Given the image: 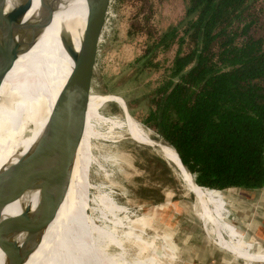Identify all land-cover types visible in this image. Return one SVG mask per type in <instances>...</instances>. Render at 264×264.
I'll use <instances>...</instances> for the list:
<instances>
[{
  "label": "bare ground",
  "instance_id": "obj_1",
  "mask_svg": "<svg viewBox=\"0 0 264 264\" xmlns=\"http://www.w3.org/2000/svg\"><path fill=\"white\" fill-rule=\"evenodd\" d=\"M23 1L8 0L7 9ZM31 1L23 24L40 21L46 15L41 0ZM45 1L53 8L49 24L38 30L40 32L32 44L25 34L18 35L23 50L0 88V264H10L11 260L13 264L20 263L29 252L24 264H144L132 258L130 248L125 245L129 239L148 245L142 236L134 233L132 219L126 222L119 217L120 211L126 212L125 207L106 196L94 199L97 206L101 205L99 222L85 208L82 212L79 203V199H85L82 192L69 194L71 185H82V177L76 179V175H81L77 164L80 146L72 170L63 181L64 197L56 217L42 230L40 237L32 232L30 221L41 198V190L36 189L32 182L37 154L43 148V136L59 94L74 68L75 59L69 48L78 54L90 15L85 0ZM62 10L67 13L64 21L60 16ZM107 100L117 102L122 108L125 121L121 126L126 134L150 142L175 167L188 191L195 197V207L203 224L215 233L218 243L237 256L245 259L252 257L264 263V252L252 250L253 245L227 222L228 210L215 203L222 201V196L218 198L196 185L175 149L140 124L130 114L122 98L90 96L87 117L107 127L108 131L120 126L97 111L99 104ZM21 217L19 225L17 219ZM120 229L123 234L119 233ZM38 237V245H35ZM112 246L118 251H112Z\"/></svg>",
  "mask_w": 264,
  "mask_h": 264
},
{
  "label": "trees",
  "instance_id": "obj_2",
  "mask_svg": "<svg viewBox=\"0 0 264 264\" xmlns=\"http://www.w3.org/2000/svg\"><path fill=\"white\" fill-rule=\"evenodd\" d=\"M135 67L156 73L144 123L179 153L206 190L264 188V0H129Z\"/></svg>",
  "mask_w": 264,
  "mask_h": 264
},
{
  "label": "rangeland",
  "instance_id": "obj_3",
  "mask_svg": "<svg viewBox=\"0 0 264 264\" xmlns=\"http://www.w3.org/2000/svg\"><path fill=\"white\" fill-rule=\"evenodd\" d=\"M184 7V0H164L157 17L159 26L162 28L175 23ZM133 11L129 0H111L91 96L122 98L130 114L150 129L144 123L149 111L147 94L154 87L157 75L153 71L135 67L140 43L127 35ZM60 16L64 21L67 17L65 10L61 11ZM97 111L120 126L108 131L107 127L86 116L85 125L88 128L85 126L77 159L81 175H76L77 180L82 177V185H71L69 194L82 192L85 195V199H79L82 212L85 208L99 222L101 205L97 206L94 199L106 196L127 209L126 212L120 211L119 217L125 221L132 219L134 233L142 236L148 244L127 240L125 245L130 248L132 258L144 264H264L252 257L245 259L237 256L218 243L215 233L203 224L195 207V197L188 191L175 167L150 142L126 134L121 126L125 115L117 102H102ZM150 130L153 131L152 128ZM153 133L157 139L165 142L155 130ZM261 190L264 192V188ZM210 192L218 198L222 196V201L215 203L228 210L227 222L253 245L252 250L264 252L263 233L260 236L256 234L258 222H261L257 219L258 203L243 202L244 193L240 189ZM243 208L251 209L252 225L244 224V220L238 216L237 210ZM118 231L123 234V230ZM111 250L118 251L114 246Z\"/></svg>",
  "mask_w": 264,
  "mask_h": 264
},
{
  "label": "water",
  "instance_id": "obj_4",
  "mask_svg": "<svg viewBox=\"0 0 264 264\" xmlns=\"http://www.w3.org/2000/svg\"><path fill=\"white\" fill-rule=\"evenodd\" d=\"M85 1L90 15L87 18L80 49L76 54L69 48L75 59L74 68L68 82L59 94L55 111L51 115L43 136V148L38 151L36 166L32 173V182L35 188L41 190L37 211L30 221L32 232L36 237H40L42 230L54 220L62 205L63 181L72 170L75 154L85 131L90 96L91 93L93 94L99 47L108 20L111 0ZM7 2L8 0H0V88L23 50V44L18 40V35L25 34L32 44L40 32L38 30H42L49 24L53 10L50 4L41 0L46 11L45 17L37 22L23 24V18L30 9L32 1L25 0L10 9H7ZM158 135L164 140L160 134ZM175 151L181 164L193 176L194 183L200 186L178 151L176 149ZM18 221L20 225L22 217L20 220L17 219V224ZM39 237L35 245H38ZM5 247L7 248V246ZM29 254L30 252L27 253L23 261L16 264H24ZM13 263L14 261L11 260L10 264Z\"/></svg>",
  "mask_w": 264,
  "mask_h": 264
},
{
  "label": "crops",
  "instance_id": "obj_5",
  "mask_svg": "<svg viewBox=\"0 0 264 264\" xmlns=\"http://www.w3.org/2000/svg\"><path fill=\"white\" fill-rule=\"evenodd\" d=\"M260 189L258 190H255V191H249V190H240L244 196V200L243 202H251L253 203L254 201H256L258 204H257V219L260 220L261 222H258V226H257V229H256V234L257 236H260L261 235V232L263 233L261 236L262 239L264 240V192L262 191H259ZM260 195V196H258ZM242 196V197H243ZM250 207V206H249ZM238 212V216H240L243 220H244V224L246 223L248 225L251 224L252 225V218H251V209L249 208L248 210H243L242 209H238L237 210Z\"/></svg>",
  "mask_w": 264,
  "mask_h": 264
}]
</instances>
